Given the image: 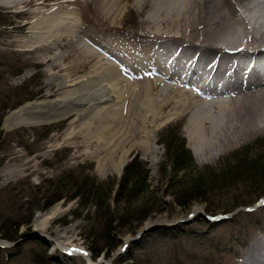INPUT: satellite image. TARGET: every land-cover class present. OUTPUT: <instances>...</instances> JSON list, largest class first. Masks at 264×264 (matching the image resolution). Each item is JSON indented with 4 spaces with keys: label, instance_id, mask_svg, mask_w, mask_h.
I'll list each match as a JSON object with an SVG mask.
<instances>
[{
    "label": "rangeland",
    "instance_id": "rangeland-1",
    "mask_svg": "<svg viewBox=\"0 0 264 264\" xmlns=\"http://www.w3.org/2000/svg\"><path fill=\"white\" fill-rule=\"evenodd\" d=\"M40 1L34 0L33 4L20 1H14L12 4L11 0L0 1V106L4 103H15L19 98L29 95L37 94L36 97L24 99L19 104L23 105L37 99H54L64 95L71 88L65 86L56 89L59 86L56 82H60L61 76L67 71L64 66L69 65L73 60H76L78 65H75L77 68L69 75L70 78L81 79L88 73L81 69L83 66H79L84 48L81 46L78 48L76 42L74 44L67 40L75 35L76 31L72 28L62 33L64 36L61 37L64 39L59 37L58 40H50L51 42L48 43L49 46L51 45L50 48L42 45L33 49L32 45L47 41L45 38L42 41L40 35L32 36L30 32L32 28L30 24L32 25L42 11L44 18H39L42 21L41 25L63 15L66 16L69 14L68 11H72L71 18L80 22L83 30L80 33L85 44L91 39L102 42V38L108 35L114 36V40L118 39L117 41L122 44L132 42L138 50H144L145 45L150 43L145 41V44L143 41L142 29V17L148 9L146 7L141 9L138 6L139 0H118L119 6L122 7L120 12L115 17L111 13L108 18L106 14L110 12L103 10H109L114 0H74V2L44 0L45 3L38 5ZM50 6L56 10L52 11L49 9ZM260 8L255 7L253 11ZM49 34L46 38L55 37ZM114 50L120 53V56L123 55L119 52L121 49ZM51 55L57 60L60 58L59 65L53 66L50 63L51 59L41 62ZM125 55L127 56L128 53H124L123 56ZM95 61L97 58H93L90 62V68ZM54 71L56 81L49 83V74ZM133 78L136 80L138 76ZM82 81L70 87L80 85ZM18 106L6 110L1 122L4 135L0 144V216L28 213L25 208L27 203L24 206L23 204L26 201H34L44 190L53 191L58 186L59 178L66 172H73L75 175L92 174L101 182L108 179L118 180L125 164L135 155L146 162L152 187L156 188V191L158 189V195L164 200L160 206L161 210L159 208L154 210L141 222L138 224L136 222V226L127 223L116 227L112 223L107 228L105 224L109 219L101 215V212L98 215L94 207L82 206L78 203V197L61 198L44 209L35 211L33 220L24 223L19 229V232L23 233L22 239L19 237L13 241L0 236V242L6 243L4 245L6 248L2 251L4 254L0 255V264H36L33 257L36 252L33 249H37L33 242L35 238L45 242L55 261L53 264H236L244 244L264 230V194L258 197L260 190L264 189V172L256 177L258 180H255V177L237 178L233 185L222 187L206 198L191 203L189 201L191 196L188 194L182 196L184 202L178 201L173 188L167 189L168 185L161 181L166 173L172 172L165 142L171 143L177 141L179 137L185 138L186 146L190 148L194 158L192 165L185 171L189 173L198 171L205 175L215 169L236 171L246 169L251 167L254 160L264 159V130L241 141L243 143L239 142L225 149L226 151L219 157L204 156L203 159L196 154L193 142L186 134L185 119L178 121L174 118L170 123H164L157 128L155 138L158 140L154 144L159 148V152L154 155L152 132L144 135L143 126L141 131L138 128L140 122H136V125L129 121L132 118L127 117L126 127L131 133L133 132V137L130 135L131 139L122 138L124 142L121 141L116 154L110 156L109 150L119 142V137L113 136L117 134L115 130L117 127L114 129L116 134L111 131L112 135L105 131L102 133L97 131L94 137L99 135L104 142H108V139L112 143L109 148L96 151L94 155L91 153L94 146L89 145L87 137H84L85 124L83 127L77 126L71 135L66 133L75 113L49 122L41 121V124L19 123L9 128L4 127L5 117ZM150 118L149 115L145 119L146 128ZM124 150H127L125 163L117 169L114 162H118ZM60 185L63 188L62 183ZM235 205H237L235 208L227 210L228 207ZM207 207L213 210H207ZM57 208L59 211L51 217L46 227L40 226L39 222L46 215L53 216L51 212ZM104 209L106 211V208ZM39 218L41 219L38 221ZM147 225L149 228L135 238V235ZM9 228H13L11 224ZM35 229L45 236H25L27 232ZM144 234L143 240L140 241ZM97 235L101 237L100 241ZM18 242L21 244L19 250L15 246ZM71 244L77 249L70 248ZM14 249L13 255L8 256L7 251ZM99 249L102 251L98 256H94Z\"/></svg>",
    "mask_w": 264,
    "mask_h": 264
},
{
    "label": "bare ground",
    "instance_id": "bare-ground-1",
    "mask_svg": "<svg viewBox=\"0 0 264 264\" xmlns=\"http://www.w3.org/2000/svg\"><path fill=\"white\" fill-rule=\"evenodd\" d=\"M11 1L12 4L14 1L34 2ZM120 1H112L110 9L103 10L110 12L106 18L111 13L114 17L118 15L122 8ZM139 1L141 9H148L142 17V29L143 41L150 43L144 50H138L132 42L122 44L112 35L102 38L105 42L91 39L85 44L80 22L71 18L72 11L42 25L40 19L44 18V13H39L30 24V32L47 41L32 45L33 49L42 45L50 48V40H58L62 33L72 28L75 35L67 40L84 48L79 66L88 73L81 79L70 78L78 65L76 60L71 61L64 66L67 71L61 74L60 82H56L59 85L56 89L66 86L70 91L54 99H37L18 106L5 117L4 127L19 123L41 124V121L49 122L75 113L66 133L71 135L77 126L85 124L84 137L94 146L91 150L94 154L112 143L108 139L104 142L99 135L94 137L95 133L114 131L117 134L113 136L119 137V142L109 150V155L113 156L124 142L122 138L132 135L126 127L127 119L132 118L129 120L132 123L140 122V131L143 126L144 135L152 132L155 155L159 152L154 144L158 140L155 134L159 125L170 123L174 118L185 119L186 134L196 154L203 159L204 156L219 157L225 149L264 130V0ZM40 3L45 1L38 5ZM255 7L261 8L253 11ZM49 9L56 10L53 6ZM48 34L55 37L46 38ZM114 49H121L119 52L128 55L120 56ZM50 57L41 62L51 59L53 66L59 65L60 58ZM93 58L97 61L90 68ZM54 75L55 71L49 74V83L56 81ZM136 75L138 78L134 80ZM81 81L80 85L70 87ZM149 115L151 120L146 128L145 119ZM126 154L127 150L121 153L118 162H114L115 168L123 166ZM57 211L58 208L51 212L53 216L46 215L39 222L40 226L46 227ZM69 247L77 249L74 244ZM240 253L236 264H264V230L250 238Z\"/></svg>",
    "mask_w": 264,
    "mask_h": 264
},
{
    "label": "trees",
    "instance_id": "trees-1",
    "mask_svg": "<svg viewBox=\"0 0 264 264\" xmlns=\"http://www.w3.org/2000/svg\"><path fill=\"white\" fill-rule=\"evenodd\" d=\"M36 96L37 94L29 95L25 98L21 97L15 103H4L1 105L2 107L0 106L2 109L0 111V144L4 135L1 122L6 110L21 105L19 103L23 102L24 99H29V97L34 98ZM165 143L172 172L166 173L161 181L168 185L167 189L169 187L173 188L176 199L180 202H184V197L182 196L187 194L191 196L189 198L190 203L192 201L195 202L197 199H204L206 196L211 195L212 192L222 189V187L233 185L237 178L255 177V180H258V176L264 172V166H262L264 159L261 158L254 160L251 167L237 171L233 169H215L205 175L200 174L198 171V173H189L185 170L192 165L194 158H192L190 148L186 146L185 138L179 137L177 141ZM122 172L118 180L108 179L102 182L92 174L77 173L75 175L73 172H66L63 177L59 178L58 186L53 191L44 190L34 201H26L23 204L24 206L27 203V207L25 206V208L28 210V213L24 212V214H13V216H0V236L13 241L18 239L23 235V233L19 232L20 227L24 223H30L33 220L32 217L37 209H44L46 206L61 198L72 199L78 197V203L82 206L94 207L96 213L98 211V215L101 212V215L107 216L109 219L107 224H105L107 228L112 223L116 227L126 225L127 223L136 226V222L138 224V222H141L154 210L158 208L161 210L160 206L163 204L164 199L161 195H158V189L156 191V188L152 187V181L149 180L150 171H148L146 162L140 156L135 155L132 157L125 164ZM61 183L63 188L60 185ZM262 194H264V189L260 190L258 197ZM236 206H230L227 210L233 209ZM104 208H106V211ZM207 210H213V208L207 207ZM97 214L95 215L97 216ZM9 224L13 227L12 229L9 228ZM144 236L145 234L140 241L143 240ZM99 239L101 237H98V241H100ZM33 242L37 248L33 249L36 251L33 255L36 264H53L55 261H53L45 242L39 238H35ZM15 246L19 250L21 247L20 242L15 243ZM4 248L6 247L0 245V255L4 254L2 252ZM102 249L96 251L94 256H98ZM13 252H15V249L14 251L8 250L7 255L12 256Z\"/></svg>",
    "mask_w": 264,
    "mask_h": 264
},
{
    "label": "water",
    "instance_id": "water-1",
    "mask_svg": "<svg viewBox=\"0 0 264 264\" xmlns=\"http://www.w3.org/2000/svg\"><path fill=\"white\" fill-rule=\"evenodd\" d=\"M149 228V225H147V226H145V227H143V229L142 230H140L136 235H135V238H138L141 234H143V232L145 231V230H147ZM42 233L39 231V230H37V229H35V230H32V231H30V232H27L26 234H25V236H45V235H41ZM22 237L23 236H21V238L20 239H22ZM5 241V240H4ZM8 242V241H7ZM0 245H2V246H4V245H6V243L5 242H0Z\"/></svg>",
    "mask_w": 264,
    "mask_h": 264
}]
</instances>
